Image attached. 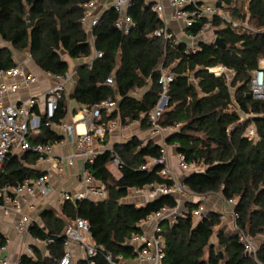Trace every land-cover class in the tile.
I'll list each match as a JSON object with an SVG mask.
<instances>
[{
    "label": "trees",
    "instance_id": "16d2710c",
    "mask_svg": "<svg viewBox=\"0 0 264 264\" xmlns=\"http://www.w3.org/2000/svg\"><path fill=\"white\" fill-rule=\"evenodd\" d=\"M92 0H0V36L10 47H0V71L17 66L14 51L28 53L35 65L52 76L66 77L69 64L62 53L71 59H88L93 51L82 25L84 5ZM235 20H253L260 30L256 35H238L222 21L213 24L217 38L225 48L200 43L196 53H186V45H176L154 37L163 23L152 10V5L135 1L128 14L133 24L128 34L115 26L119 15L110 9L94 28L95 49L103 54L92 67L83 65L77 70V87L69 98L83 107L93 108L103 103L117 108L101 109L100 124L109 126L115 119L122 125L141 122L143 130H150L149 113L161 98L160 65L175 75L168 89V105L161 113V126L178 127L166 143L175 146L178 155L187 163L204 167V172L189 175L184 184L197 196L222 194L225 199H236L234 211L240 230L257 243L254 257L245 252L238 235L221 229V215L207 212L196 222L192 212L201 204H186L190 214L176 222L160 223L165 243V262L168 264H264V102L247 97L248 79L264 57V0H221ZM202 23L188 30L198 35ZM226 67L234 70L230 84L225 76L216 77L208 69ZM109 76L114 85H105ZM139 99L133 93L146 90ZM66 97L63 95L54 116L41 117L40 134L30 139L32 147L50 145L62 140L47 123L60 124L67 116ZM237 104L244 115H252L241 122ZM38 115L39 111L34 110ZM111 111V112H110ZM254 124L258 141L244 137ZM109 132V129L107 133ZM108 138V134L106 136ZM103 142V144H105ZM113 153L122 162V177L117 180L109 171ZM21 156H10L0 168V190L16 187L27 180H36L43 173L33 170L39 155L27 151ZM161 157L160 145L149 141L146 145L138 137L115 145L100 153L87 170L105 185L108 198L101 201H67L61 213L44 211L41 226L30 233L46 245L48 256L33 248V256L24 255L21 264H58L65 253V231L76 218L90 224V240L99 250L94 264H109L105 256L121 257L122 261L135 258L128 241L133 234H142L141 223L164 209L177 206L174 196H162L143 206L125 202L130 192L150 184L171 186L160 176L163 167L151 165ZM146 168V169H145ZM215 240V241H214ZM7 239L0 233V246ZM75 264H91L90 259H79Z\"/></svg>",
    "mask_w": 264,
    "mask_h": 264
},
{
    "label": "built area",
    "instance_id": "2783aa9c",
    "mask_svg": "<svg viewBox=\"0 0 264 264\" xmlns=\"http://www.w3.org/2000/svg\"><path fill=\"white\" fill-rule=\"evenodd\" d=\"M99 0H92L86 5L87 11L84 15L86 21L90 15L93 4ZM112 9L119 15L118 20L115 23L117 29L121 30L125 34H128L133 21L128 15L129 9L133 6L135 1L143 2L147 5H152V10L156 13L158 18L163 23V27L160 30L154 32L153 36L157 38H163L165 42L174 40L176 45L181 43L185 44L187 49L186 53H196L199 50L201 42H198L199 38L205 34H211L210 40L207 44H214L216 40L214 20L219 19L222 21L223 26H229L238 35H256L260 30L250 24L249 19L246 21L235 20L231 17L229 11L223 8H227L221 0H166L170 7V13L166 11L163 0H111ZM221 3V7L217 4ZM100 17H93L89 24V32L93 35L94 28L98 25ZM178 22L180 24V30L178 34H174L171 29V23ZM197 23H202V28L198 35H192L188 33V30L194 27ZM203 43V42H202ZM205 43V42H204ZM103 54L93 49V54L88 62V66L92 67L95 60L101 59ZM161 73L160 85L163 88V92L157 105L149 113V123L151 125L149 133L152 138H160L161 143V157L154 162V165H160L163 167L160 172V176L172 182L171 186L150 184L144 188L133 190V194L139 197H147L149 200H156L162 196H174L177 200V206L173 209H164L161 212L155 214L156 224L151 234H133L128 241V245L133 247L135 258L138 264H168L165 262V243L164 238L161 235L160 223L164 220H170L176 222L179 218L185 217L190 214V210L184 206L183 200L188 198H205L194 194L177 176L173 173L172 168L168 162V145L165 141L167 135H171L178 130V127L161 126L159 124V118L161 113L168 105V89L170 84L174 81L175 75L171 69L165 67L163 62L159 67ZM209 73L216 77L225 76L228 84L235 78L236 73L234 70L220 66L216 68L208 69ZM18 76L23 77V81L19 83H7L8 80H12ZM52 76V75H50ZM57 80V84L46 93L47 110L45 116L47 119H51L58 107V103L65 92L66 84L70 80V77L53 76ZM37 82V77L33 74H26L20 65L9 70L0 71V168L9 159L10 156H18L27 151H34L39 155L40 161H49V150L47 146L37 145L32 147L28 141V135L32 131H38L40 128L41 118L37 116L33 109L37 106V99H28L20 104H7L5 99L7 96L13 95L19 92L24 87H31ZM106 84L113 86L114 77L109 76L106 79ZM250 95L256 101L264 102V57L258 61L257 69L250 72L248 79ZM111 104L103 103L99 106L92 108V120L93 125H89L87 131L80 133L76 128L69 127V133L75 138L77 142V153H74L67 157V163L70 166L74 165L76 158H81L85 165V172L82 178V191L72 194L68 191H62L60 198L62 202L67 201H81V200H105L108 198V190L105 186H97L94 184V179L87 170V165L92 164L96 157L100 154L94 148V139L97 137L103 138L110 126L100 124L101 121V109L109 107ZM237 110L240 116L241 122L253 118L252 115H244L240 112L237 104L231 106V110ZM50 125V122L47 123ZM244 137L249 141H258V136L254 124L250 125L244 134ZM53 161L57 160L54 158ZM51 160V161H52ZM111 174L119 180L122 177L121 168L122 162L120 157L113 153L111 163ZM59 164L56 168L59 169L61 174L62 169L59 168ZM178 167L185 174H193L197 172H204V167H199L193 163H187L182 155H178ZM146 169V168H145ZM49 179L47 176H41L36 180H27L23 184L16 187L5 186L0 190V208L5 211H17L20 212V200L23 201L25 207H30L29 201L25 198L26 195L34 196L36 192H40L42 195H47L49 192L48 186ZM220 197L222 194L218 193ZM222 198L229 206V212L232 217L233 231L238 235L240 243L243 245L246 253L253 255L257 254V243L249 235L240 230L236 224V214L234 207L236 205V199ZM195 218L202 220L206 217L207 211L204 205L201 203L198 208L192 212ZM225 219L221 216V222ZM41 226L40 220L32 218L28 215L22 214V218L15 224V229L19 235L25 234L30 231L34 226ZM90 233V224L87 220L82 218H76L71 224H69L65 231V253L60 259L58 264H74L73 248H79L84 254L85 259H90L91 264H94L92 259L99 255V250L96 246L88 242ZM44 245L53 243L52 239L41 241ZM8 250V242L5 246H0V264H21L20 260L12 261L5 253ZM27 255H33V248L28 247L26 251ZM106 261L109 264H132L128 261H122L121 257L114 258L112 255L107 254L105 256Z\"/></svg>",
    "mask_w": 264,
    "mask_h": 264
},
{
    "label": "crops",
    "instance_id": "0c3cea01",
    "mask_svg": "<svg viewBox=\"0 0 264 264\" xmlns=\"http://www.w3.org/2000/svg\"><path fill=\"white\" fill-rule=\"evenodd\" d=\"M164 5L166 7V11L170 13V7L166 0H163ZM208 2L209 0H204ZM240 1V0H239ZM240 1V6H242L243 10L247 9V4ZM88 4V3H87ZM84 5V15L86 14L87 8ZM112 1L111 0H99L95 4H93L91 8L90 15L87 20L82 19V25L86 34L88 36V42L91 45L92 51L95 49V37L89 32V24L93 17H102V15L108 10L112 9ZM129 15V14H128ZM132 19V18H131ZM171 31L174 34H178L180 30V24L177 22H172L170 26ZM210 34L207 33L204 36L200 37L198 42L208 43L210 40ZM0 47H10V44L5 43L0 36ZM14 61L17 65H20L23 68V71L26 74H33L37 77V82L34 83L31 87H24L19 92L7 96L5 102L7 104H20L21 102L28 99H37V106L33 109V112L37 116H45L47 110V100L46 93L52 89L56 84L57 80L55 77L50 76V74L41 71L33 62L31 56L28 53H20L14 51ZM62 58L69 64V73L68 76L70 80L66 84L65 92L63 95L66 97V107H67V116L66 118L58 125L50 123L49 126L53 132H55L58 136L62 137V140L59 142H55L54 144L44 145L48 147L49 156L52 159H56V161H40L38 160L36 165L31 168L37 172L43 173L48 177L49 182V192L47 195H42L40 192H36L34 196L26 195L25 198L29 201L30 207H25L23 201L20 200V212L17 211H5L0 208V233L5 236L8 242V250L5 253L12 261L20 260L26 254L28 247H36L39 249L44 256H48V251L46 249V245H44L41 240L35 238L31 235L30 231L25 234L19 235L15 229V224L22 218V214L28 215L32 218H37L40 220V215L47 210H55L57 213H61V208L64 202L61 201L60 193L62 191H68L72 194L78 193L82 191V178L85 172V165L81 158H76L74 165L70 166L67 163V157L77 153V142L75 138L69 133L68 128L74 127L80 133L87 131L89 125H93L92 120V108H87L79 105L74 100L69 98L70 94L77 87V70L83 65H88L90 58L88 59H71L65 53H62ZM23 81L22 76H18L12 80H8L7 83H19ZM105 85L106 81H105ZM148 89L142 90L138 93H133L134 97L141 99ZM109 108H117V105H110ZM37 109L39 111L38 115L34 110ZM110 111V112H111ZM41 118V117H40ZM112 125V127L110 126ZM109 132L103 138L97 137L94 139V148L96 151L100 153L111 150L115 145H120L128 142L134 137H138L144 142L146 145L149 141H154L156 144L161 143L160 138H152L150 136L149 130H143L141 127V122H134L129 125H122L119 119H115L111 124H109ZM40 134V128L38 131H32L28 135V141L30 143V139H34ZM108 134V138H106ZM170 135L165 137L166 139ZM103 144V142H105ZM31 145V144H30ZM32 146V145H31ZM34 152V151H33ZM35 153V152H34ZM24 154V153H23ZM23 154L18 156L24 159ZM168 162L170 167L173 170V173L177 176L179 180L182 182L191 175L183 173L178 167V154L176 152L175 146L168 145ZM59 164V168L62 169L60 174L59 169L56 166ZM154 165V162L151 163L150 166ZM109 171L111 172L110 165L108 166ZM94 179V178H93ZM94 184L97 186H105L100 182H97L94 179ZM13 188V187H12ZM98 201V200H92ZM152 200H149L147 197H139L133 194L131 191L129 196L125 199V202L136 204L138 206H143ZM201 202L204 205V208L207 212L213 211L219 213L221 216H224L225 219L221 224V229H223L226 233L232 234L233 231V222L232 217L229 212V206L226 204L222 196L219 194H209L205 198H188L187 200H183L184 206L186 204H195ZM196 222L199 219L195 218ZM156 224V216L152 215L147 220L141 223V227L143 232L146 234H151L152 230ZM88 242L93 244V242L88 238ZM94 245V244H93ZM34 254V253H33ZM32 257L33 255H27ZM73 256H74V264L79 259H85L84 254L79 248H73ZM132 264H138L135 260H128Z\"/></svg>",
    "mask_w": 264,
    "mask_h": 264
},
{
    "label": "water",
    "instance_id": "95a60500",
    "mask_svg": "<svg viewBox=\"0 0 264 264\" xmlns=\"http://www.w3.org/2000/svg\"><path fill=\"white\" fill-rule=\"evenodd\" d=\"M217 6L221 7V3H218ZM214 44L223 49L225 48V44L223 43V40L220 38H216ZM247 97H250V95H247ZM197 173H201V172H197Z\"/></svg>",
    "mask_w": 264,
    "mask_h": 264
},
{
    "label": "rangeland",
    "instance_id": "374dc122",
    "mask_svg": "<svg viewBox=\"0 0 264 264\" xmlns=\"http://www.w3.org/2000/svg\"><path fill=\"white\" fill-rule=\"evenodd\" d=\"M253 22H254V21H253V20H251V24H252V25H253ZM210 36H211V34H210ZM209 38H210V37H209ZM214 241H215V240H214Z\"/></svg>",
    "mask_w": 264,
    "mask_h": 264
}]
</instances>
